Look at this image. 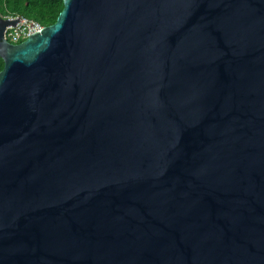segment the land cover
I'll list each match as a JSON object with an SVG mask.
<instances>
[{
  "label": "water",
  "instance_id": "95a60500",
  "mask_svg": "<svg viewBox=\"0 0 264 264\" xmlns=\"http://www.w3.org/2000/svg\"><path fill=\"white\" fill-rule=\"evenodd\" d=\"M0 15V264H264V0H63Z\"/></svg>",
  "mask_w": 264,
  "mask_h": 264
},
{
  "label": "trees",
  "instance_id": "16d2710c",
  "mask_svg": "<svg viewBox=\"0 0 264 264\" xmlns=\"http://www.w3.org/2000/svg\"><path fill=\"white\" fill-rule=\"evenodd\" d=\"M63 8V0H0V15L23 16L40 22L43 26L52 24ZM3 60L0 57V70Z\"/></svg>",
  "mask_w": 264,
  "mask_h": 264
},
{
  "label": "built area",
  "instance_id": "2783aa9c",
  "mask_svg": "<svg viewBox=\"0 0 264 264\" xmlns=\"http://www.w3.org/2000/svg\"><path fill=\"white\" fill-rule=\"evenodd\" d=\"M8 17L11 19L20 18L15 26L9 25L4 30V37L12 43H18L30 34L36 33L43 28V25L40 22L33 19L19 15Z\"/></svg>",
  "mask_w": 264,
  "mask_h": 264
},
{
  "label": "rangeland",
  "instance_id": "374dc122",
  "mask_svg": "<svg viewBox=\"0 0 264 264\" xmlns=\"http://www.w3.org/2000/svg\"><path fill=\"white\" fill-rule=\"evenodd\" d=\"M2 16V15H1Z\"/></svg>",
  "mask_w": 264,
  "mask_h": 264
}]
</instances>
